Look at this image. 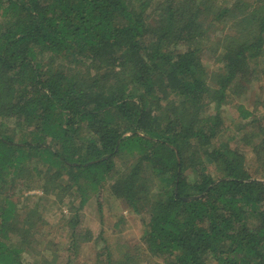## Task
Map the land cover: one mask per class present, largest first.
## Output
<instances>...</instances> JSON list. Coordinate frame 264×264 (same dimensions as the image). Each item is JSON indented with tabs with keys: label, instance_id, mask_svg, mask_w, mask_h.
Wrapping results in <instances>:
<instances>
[{
	"label": "trees",
	"instance_id": "trees-1",
	"mask_svg": "<svg viewBox=\"0 0 264 264\" xmlns=\"http://www.w3.org/2000/svg\"><path fill=\"white\" fill-rule=\"evenodd\" d=\"M262 94L264 0H0V264H79L104 193L151 260L93 264H264ZM25 182L77 202L63 256Z\"/></svg>",
	"mask_w": 264,
	"mask_h": 264
},
{
	"label": "rangeland",
	"instance_id": "rangeland-1",
	"mask_svg": "<svg viewBox=\"0 0 264 264\" xmlns=\"http://www.w3.org/2000/svg\"><path fill=\"white\" fill-rule=\"evenodd\" d=\"M205 64L212 70L217 68L211 59H207ZM258 88L263 86V83L256 84ZM260 92L258 91V94ZM238 98L234 97L233 101L240 102ZM244 102V101H242ZM240 102V103H242ZM264 102V94H262V103ZM247 103V101L245 102ZM253 106V105H252ZM250 108H253L250 106ZM257 109H260V115L264 116V106L259 105ZM223 115L225 116V125L227 131L225 137L228 138L230 133H234L235 119H237V111L232 107V102L225 105L223 108ZM258 111V110H257ZM24 187L28 189L24 190ZM31 184L25 182L24 184H18L15 193H19V207L32 206L35 203L39 205V212L37 218H41V221L47 224L44 227H40V231H44L45 238L40 240L43 242H50L53 251L59 256H63V249L68 243L69 225H66L67 218L62 220L63 216L73 215L70 214L69 209L75 208L77 202L75 201L72 206L67 205L68 202L60 204L54 201L51 196L48 201H39L42 197V192L37 188H30ZM101 201H97L95 197L91 198L89 202L78 212L80 215V225L86 230L88 236L92 238L88 239L87 243H84L80 249V254L77 259L79 264H93L96 262L99 253H104L105 249L109 250L114 257H123L126 251L133 254L140 253V258L143 261L151 260L149 255L145 251H142L140 244V238L142 236L143 228L141 227V221L135 215H129L127 210L114 198L107 194H102ZM70 207V208H69ZM124 216V220H120L121 216ZM120 224V226H116ZM39 239V234H38ZM41 245H43V243ZM59 245L57 250L56 245ZM121 244H126L124 248H120ZM139 247V248H138ZM119 250V253L118 251ZM52 251V250H51ZM118 253V254H117ZM104 256H101L98 263L104 262ZM102 264V263H101Z\"/></svg>",
	"mask_w": 264,
	"mask_h": 264
}]
</instances>
